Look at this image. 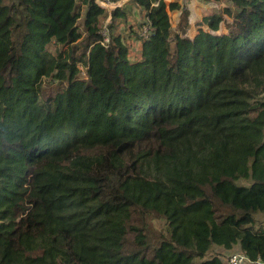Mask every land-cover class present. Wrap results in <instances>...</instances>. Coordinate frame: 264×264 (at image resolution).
I'll return each instance as SVG.
<instances>
[{
  "label": "trees",
  "instance_id": "trees-1",
  "mask_svg": "<svg viewBox=\"0 0 264 264\" xmlns=\"http://www.w3.org/2000/svg\"><path fill=\"white\" fill-rule=\"evenodd\" d=\"M98 1L0 0V264L264 259V0Z\"/></svg>",
  "mask_w": 264,
  "mask_h": 264
},
{
  "label": "rangeland",
  "instance_id": "rangeland-1",
  "mask_svg": "<svg viewBox=\"0 0 264 264\" xmlns=\"http://www.w3.org/2000/svg\"><path fill=\"white\" fill-rule=\"evenodd\" d=\"M128 0H118L114 2V6L101 5L100 7H106L110 12L116 6H120ZM165 3V10L170 21V36L184 35L193 37L196 33V28L201 24L203 17L216 12H222L226 5H230V2L226 0H163ZM177 1L179 8L175 11L168 9L170 2ZM105 2V1H104ZM98 3L103 4L101 1ZM106 3V2H105ZM108 3V2H107ZM110 3V2H109ZM100 5V4H99ZM55 45H50L49 49L54 52ZM256 217L261 220L264 218L263 213H258ZM214 249L212 250V253ZM210 253V254H212Z\"/></svg>",
  "mask_w": 264,
  "mask_h": 264
},
{
  "label": "built area",
  "instance_id": "built-area-1",
  "mask_svg": "<svg viewBox=\"0 0 264 264\" xmlns=\"http://www.w3.org/2000/svg\"><path fill=\"white\" fill-rule=\"evenodd\" d=\"M106 24L107 22L105 21L103 23V27L100 30L101 40L99 41V43L102 45H107L109 42V32L106 27ZM149 29H150L149 25L146 24L143 25L142 31L140 33L143 38H146L148 36ZM225 261L227 264H264L263 258L257 257L255 259H251L245 252H241V251L231 252L225 257Z\"/></svg>",
  "mask_w": 264,
  "mask_h": 264
},
{
  "label": "bare ground",
  "instance_id": "bare-ground-1",
  "mask_svg": "<svg viewBox=\"0 0 264 264\" xmlns=\"http://www.w3.org/2000/svg\"><path fill=\"white\" fill-rule=\"evenodd\" d=\"M102 2V1H101ZM103 4H101V3H99L100 4V6L101 5H107V6H114L115 4L114 3H105V2H102Z\"/></svg>",
  "mask_w": 264,
  "mask_h": 264
},
{
  "label": "crops",
  "instance_id": "crops-1",
  "mask_svg": "<svg viewBox=\"0 0 264 264\" xmlns=\"http://www.w3.org/2000/svg\"><path fill=\"white\" fill-rule=\"evenodd\" d=\"M233 250L234 251H239V248L238 247H235Z\"/></svg>",
  "mask_w": 264,
  "mask_h": 264
}]
</instances>
